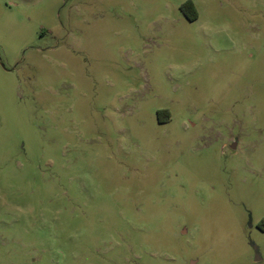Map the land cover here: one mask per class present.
I'll use <instances>...</instances> for the list:
<instances>
[{
    "label": "rangeland",
    "instance_id": "374dc122",
    "mask_svg": "<svg viewBox=\"0 0 264 264\" xmlns=\"http://www.w3.org/2000/svg\"><path fill=\"white\" fill-rule=\"evenodd\" d=\"M0 264H264V0H0Z\"/></svg>",
    "mask_w": 264,
    "mask_h": 264
},
{
    "label": "trees",
    "instance_id": "16d2710c",
    "mask_svg": "<svg viewBox=\"0 0 264 264\" xmlns=\"http://www.w3.org/2000/svg\"><path fill=\"white\" fill-rule=\"evenodd\" d=\"M185 7H186V8H187V7H190L191 10L193 11V14L189 17L190 20H192V21L196 20L197 17H198V13H197V11H196V7H195L194 3H193L192 1H188V2L185 4Z\"/></svg>",
    "mask_w": 264,
    "mask_h": 264
},
{
    "label": "water",
    "instance_id": "95a60500",
    "mask_svg": "<svg viewBox=\"0 0 264 264\" xmlns=\"http://www.w3.org/2000/svg\"><path fill=\"white\" fill-rule=\"evenodd\" d=\"M260 260V257H259V255L257 254V259H256V261L258 262Z\"/></svg>",
    "mask_w": 264,
    "mask_h": 264
}]
</instances>
